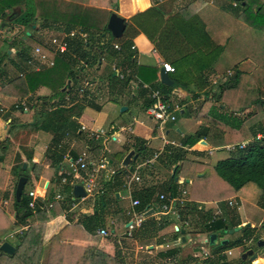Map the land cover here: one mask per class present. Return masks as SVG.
I'll list each match as a JSON object with an SVG mask.
<instances>
[{
  "label": "crops",
  "instance_id": "obj_1",
  "mask_svg": "<svg viewBox=\"0 0 264 264\" xmlns=\"http://www.w3.org/2000/svg\"><path fill=\"white\" fill-rule=\"evenodd\" d=\"M103 1L89 0L90 12L102 17L99 21L97 18L98 22L91 18V23H96L94 26L97 25L98 28L107 24L110 14L107 15L105 10H111L125 19L126 27L121 40L112 37L109 32L94 42L98 45L108 43L109 47L117 51L123 50V42H126L125 49L133 52L132 62L119 61L110 51L97 50L98 59L93 65L78 60L75 56L76 61L83 63L85 67L89 66L88 77L82 78L80 75L78 81L82 85L81 88L89 91L88 98L92 104L84 109L79 118H75L77 132L70 130L60 138L56 147L49 151L63 155L54 174V169L49 167V164L44 165L53 132L33 131L15 125L34 122L33 109L28 108L29 100L27 99L26 103L24 99L19 100L21 97L48 96L57 86L68 82L66 77L61 76V71L65 70L63 67H67L66 59L63 54H58L55 56V64L51 67H28L26 61L31 57L33 48L43 41H35L25 63H20L15 56L18 51L17 37H4L3 43L0 42V141L6 138L9 141L6 150L0 148V156L3 157L0 163L10 157L6 163L9 175L2 205H7V199L12 195L13 185L10 184L13 177H16L12 167L16 164L17 153L21 154L28 167L24 146L32 151L34 162L44 165V174L37 180L32 177L26 192L27 194L33 190L36 195L35 202L38 199L44 202L39 210L34 208L30 216L22 219L16 215L15 207L7 209L2 206L4 211H0V226L7 219L15 224V227L0 241V244L6 241L14 248L12 253L0 251V264H117L122 259L124 264H194L199 261L196 257L200 261L204 260L200 253L202 248L213 255L211 248L214 247L216 239H227L226 234L217 237L215 233H211L215 234V238L210 242L211 234H207L204 226L202 228L201 212L204 211L200 207L197 209L191 206L192 203L196 205L198 202L211 200L195 197L192 191L189 192L190 196L189 193L183 195L185 187L179 186V195L174 198L183 199L184 202L178 210L186 218L178 219L171 214L158 213L156 206L161 203L160 194L167 197L165 188L169 187V177L174 174H171L173 167L177 166L171 165L166 157L170 147H184L187 150L186 157L202 161L214 155V152L224 145L250 141L257 134H264L261 130L264 129V117L256 113L259 92L264 99V85L259 88L257 80L252 78L253 75H259L257 61L264 60V7L260 9L264 0H144L143 7L140 0H116L115 9ZM207 1L210 5L203 6ZM84 2L85 0H58L57 11L61 18H52L50 22L44 17H36L35 14L34 27L47 23L46 28L37 30L46 33L47 40L63 29L62 23L70 22L64 19L68 18L66 15L70 13L67 6H73L79 11ZM9 4L13 6V10L19 9L17 0H9L1 5L0 18L8 10ZM242 17L251 18L250 22H247L250 26L240 20ZM4 20L8 21L7 27L10 28V18L7 16ZM19 28L20 31L25 30L21 26H14L13 30L10 28L12 36L18 34ZM2 33L4 28L0 29V34ZM115 43L121 48H114ZM219 60L225 61L224 69L217 68L216 63ZM209 61L212 62L209 64ZM162 62H168L176 68V75L182 81L188 82V85L186 89L176 86L170 91L168 101L178 103L181 108L176 113V119L161 126L150 116L148 108L152 103L149 92L153 88L160 89L164 94L159 84ZM109 71H113L114 78L108 77ZM228 71L232 72L231 78L236 77L237 81L232 80L231 88L222 91L219 86L228 80H221L220 77L226 76ZM170 74L171 72H168L171 79ZM261 76L264 77V74ZM126 79L127 82L124 83ZM123 106L126 108L121 110ZM249 111L250 119L241 116ZM211 113L230 118V125L226 124L224 119L220 122L223 124L221 128L218 127L217 131L213 129V137L218 134L219 137L229 139L225 144L211 146L204 136L205 129L210 127L211 119H208V115ZM183 115L185 117L179 119ZM186 116H193L194 119H188ZM82 125L85 126L84 129ZM96 131H100V135L96 136ZM195 132L202 134L200 140L191 147L183 146L182 137ZM253 132L255 135H252ZM201 140L206 141L207 145ZM209 149H212L211 154ZM130 150H134L136 159L130 162L131 168L123 167L122 160ZM154 152H160V155L153 165H141L136 170V167ZM82 154L89 162H107L106 169L99 174L101 187L106 181L113 180L117 169L123 167L128 172L120 174L119 181L122 182L117 183L107 194V204L101 205L97 202L100 189L84 199L75 197L72 193L71 201L57 200L51 208H46V202L56 194L63 195V184L69 176L73 177L74 185L80 184L78 174L72 175L70 172L72 163ZM226 157L228 156L218 159ZM135 171L139 180L133 179L127 188L125 183ZM63 173L68 174L66 181L62 180ZM78 173L85 174L81 171ZM57 175L60 176L58 181ZM176 178L175 181H178L179 185L184 183L182 176ZM188 180L187 183H190L191 180ZM112 194L115 200L111 197ZM251 194L257 202L258 194L252 191L249 196H228V199L235 197L238 201L239 206H235V209L242 221L241 225L248 221L240 218V200L247 199ZM143 197H148L152 206L144 212L142 225L133 231L131 237L126 236V224L129 220L126 210L130 208L133 199L139 200ZM214 201L216 206L208 210L212 214L217 211L222 213L219 202ZM232 207L234 206L228 203L224 205L226 209ZM151 209L153 212L145 215ZM116 210L119 211L115 212ZM166 216L171 217L172 221L159 229V220ZM151 220L157 227L155 231ZM184 220L187 223H184ZM249 223L250 227H254ZM174 225H179L184 232L174 231ZM98 228H106L109 235H99ZM174 232L179 234L173 237ZM118 249L121 251L120 255L117 254ZM171 250H176L177 253L169 254L168 251ZM227 251H223L221 256L216 254L213 257L219 256L226 260L224 252ZM255 252L257 258L247 257L248 263L238 260L236 264H264V253ZM241 254L242 251L240 257Z\"/></svg>",
  "mask_w": 264,
  "mask_h": 264
},
{
  "label": "trees",
  "instance_id": "obj_2",
  "mask_svg": "<svg viewBox=\"0 0 264 264\" xmlns=\"http://www.w3.org/2000/svg\"><path fill=\"white\" fill-rule=\"evenodd\" d=\"M74 1V0H70ZM103 1V0H102ZM19 2V0H17ZM105 2V0L103 1ZM6 3V2H5ZM10 5V6H9ZM8 10L2 14L1 20H4L5 17H9L11 20L10 24H15L16 26H21L27 30L29 28V34L27 33L23 34V37H19L17 39V47L18 51L15 54L16 58L20 63H25V61L29 58L31 53V45L28 44L27 39L33 35L34 31L39 30L40 28H46L47 23L41 24V26H36L32 28V19L35 17V13L33 11H21L19 14L14 18L15 12L12 11V5L9 4ZM83 5V4H82ZM116 2L114 0V9L117 7L115 6ZM264 7V3L260 6V9ZM97 11V10H96ZM113 11L111 10H105V13L111 14ZM83 13V12H82ZM79 15V14H78ZM88 23H91V18L95 19L96 22L102 19L100 14L98 16H88L85 17ZM98 18V21H97ZM81 21V20H80ZM82 25L81 30L88 33V39L86 42H83L79 40V38L74 39L73 44L70 46V50L68 53L63 54L62 56L66 59V62L68 64V72H67V81L66 83H63L60 86H57L55 90L51 93V95L48 96H35V97H29L28 100V108L33 109V123H26V124H18L15 125L19 128H29L33 131L43 130V131H51L53 132V138L48 146V152L56 147L57 143L59 142L60 138L64 137L69 133L71 130L73 133H76V122L75 118H79L84 109L92 104V101H90V98L88 96L90 95L89 91L86 89H83L82 92H80V89L82 85L78 81V76L82 68L85 66L83 63L76 61L75 56L79 57L82 61L86 63H90V65H93L96 63L98 59V51L104 52V51H110V53L114 56H117V59L119 61H128V63L132 62L133 52L127 51L126 48V42H123L124 44L122 47L124 48L121 51H117L111 47H109L108 43H102V44H96L94 41L95 39H99L103 36V34L109 33V31L106 29V24H103L102 27H97V29H93L91 26L94 24H85L81 23ZM64 25L63 29L69 30L71 28L75 27L74 23L68 22L67 24L62 23ZM6 25H9L6 24ZM97 26V25H95ZM100 34V36H99ZM29 36V37H28ZM28 37V38H27ZM98 37V38H97ZM94 39V40H93ZM123 38H119L118 40H121ZM93 41V42H92ZM218 45V44H217ZM219 47V45H218ZM95 52V53H94ZM212 61H209V64ZM77 64L78 67L76 69H73V65ZM81 66V68H79ZM203 70V69H202ZM177 69L174 68V71L171 72L170 76L172 79V84L166 85L164 83L159 82L160 86L163 88V92L165 95V98L168 100V96L170 94V91L176 87L180 86L184 89L187 88L188 82L182 81V79L176 75ZM113 71L108 72L109 78H114L112 76ZM204 78V77H203ZM234 80L236 82V77L230 78L228 81L223 82L219 87L223 91L225 89L231 88V81ZM127 82V79L124 81V83ZM94 99V97L92 98ZM257 107H256V113L259 114L261 117H264V99L262 98L261 93L259 92L258 98H257ZM147 103L144 107L147 108ZM151 105V104H150ZM149 105V106H150ZM21 107H23L21 105ZM208 119H211L210 127L205 129V138L209 142L211 146H217L225 144V142H228L229 139L219 137L218 134H215L213 137V131L218 130V127L221 128L223 124H220V122L224 121L226 124H231L227 116L221 115V114H212L208 115ZM73 127V129H71ZM214 129V130H213ZM262 132H264V129H261ZM78 135V133H77ZM252 135H255V132H253ZM202 134L200 132H195L193 134H186L181 139V144L183 146L191 147L193 146L197 141L200 140ZM255 138V137H254ZM9 141L8 138L0 141V148L6 150L7 145ZM24 152H25V160L28 162V167L26 169H22V164L24 161L21 158V154L17 153L15 156L16 164L12 167L14 170L15 177V183L13 185V195H14V207L16 210V215L20 218H26L27 216H30L32 214V210H39L41 206L44 204L41 199H38L36 201L35 209H31L28 207V202L30 198L27 196L26 192L22 193L21 199L16 200L15 198V188L16 183L20 176L27 177V182L32 180V177L34 179H38L39 176L43 173L44 174V165L49 164V167L53 168V174L58 170V164L62 160V153H57L56 151H51L47 154L46 151V157L44 165H39L38 163L34 162L32 160V151L28 150L25 146ZM143 148V146H142ZM27 149V150H26ZM169 154L166 155L168 158V161L171 165L176 164L175 172L172 176L169 177V187L165 188L167 194V197H175L179 195V183L178 181H175V177H178L179 175H183V177H190L194 176L196 178L195 184H199L198 181L204 180L206 177L208 178V175L203 172L204 165L207 163H204L199 160L190 159L186 157L187 150L184 147H170L169 148ZM3 157L0 156V160H2ZM199 167V168H197ZM195 170L193 171V169ZM213 171L231 188V190H227L222 185V181L219 179H215L214 182L206 184V192L210 193V199L205 196L206 200H216L218 201L219 205L221 206L223 212L222 213H216L212 214L210 210L201 212L203 217L202 220V228L204 226L205 231L207 234L215 233L216 236H221L224 234H228L230 232L231 235L235 234L234 228L237 226H240L242 221L238 218L236 207L232 208H224V204L227 205L228 197H222V188H224V191L226 193L232 192L236 193L237 195L242 196H249L250 192L252 191L254 194H258V201L257 204L264 207V140L263 139H252L249 141L246 146L243 149L234 151L232 155L221 159L217 161L213 167ZM29 171V172H28ZM31 172V173H30ZM128 172L127 169L121 167L120 169H117L115 171V175L113 180L106 181L103 186L101 187L100 195L97 200L99 204H107V194L112 191V189L117 185V183L121 184L119 179H121L120 174ZM193 172V173H192ZM202 173L201 176H198V174ZM60 179V176L57 175V181ZM75 181H73V177L69 176L67 179V182L63 185L64 186V193L63 195L64 200L69 202L73 199L72 195V189ZM206 183V181H205ZM192 194L195 197H199V192L197 189L192 190ZM190 196V193H189ZM111 197L115 200V196L112 194ZM204 198V197H203ZM238 198V197H237ZM149 204V205H148ZM148 205V206H147ZM195 204L192 203V208H195ZM152 204H150V200L148 197H143L139 199V205L137 206L138 211L145 212L148 207H151ZM119 211V210H118ZM117 210L115 212H118ZM203 211V210H202ZM114 212V213H115ZM182 214V213H180ZM17 217V218H18ZM186 218L183 214L180 217ZM172 221L171 217L168 218V216L161 218L158 222V228L161 229ZM152 226L154 227L155 231L157 229L155 223L153 220H151ZM143 223V222H142ZM141 223V225H142ZM140 225V226H141ZM15 227V224L11 223L9 220H5V223L0 226V241L2 237L13 230ZM256 227H244L240 229V235L233 237L232 239H226V242L224 243L221 241L220 243H216L212 249V252L214 253L212 256L222 253L223 251H227L234 247H242V252L246 249L253 248L252 246H249V242L255 238L256 245L258 240L260 239L259 234H255ZM177 232L173 233V237L177 236ZM255 236V237H254ZM115 241V240H114ZM116 243V242H115ZM258 250H260L259 253H264V245L262 246H256ZM1 251V250H0ZM2 252V251H1ZM169 254H175L177 253L176 250L168 251ZM121 251L119 249L117 250V254L120 255ZM209 256L207 258H204L202 261H196L194 264H231L229 261H226L223 257L215 256L212 257ZM212 257V258H210ZM219 257V258H218ZM239 261L241 263H248V259H241L239 258ZM117 264H124V260L118 261Z\"/></svg>",
  "mask_w": 264,
  "mask_h": 264
},
{
  "label": "built area",
  "instance_id": "obj_3",
  "mask_svg": "<svg viewBox=\"0 0 264 264\" xmlns=\"http://www.w3.org/2000/svg\"><path fill=\"white\" fill-rule=\"evenodd\" d=\"M81 39L83 42H86L88 39V33L82 31L81 29L72 28L69 30L60 29L58 30L54 35H52L49 39L40 42L38 45H36L32 50L31 57L26 61V65L28 67L32 68H42V67H51L55 64V56L58 54H64L68 53L70 50V46L73 44L74 39ZM114 48L120 49V45L115 43ZM162 68H164L165 72H173L174 67L168 63V62H162L161 63ZM21 75V73H20ZM232 76V72L228 71L226 76L220 77L221 80H229ZM218 80V79H217ZM216 80V81H217ZM83 91V88L80 89V92ZM149 98L151 99L152 103L148 108V113L152 118H154L158 123L162 126L165 123L169 121H173L176 119V113L179 111L181 106L178 103H171L166 98L165 95L161 92L158 88H153L149 92ZM85 126L82 125V129H84ZM100 135V131H96V136ZM254 139H263L264 140V134H257ZM251 141V140H250ZM249 141L246 142H239V143H232L227 144L221 147V149H225L228 152L237 151L240 149H243L246 144ZM209 154H211L212 149H209ZM160 152H154L151 157H147L142 164L138 165L136 167V170L141 166H152L154 161L159 157ZM72 169L71 174H78V177L80 178V184L83 185L85 189L86 195L81 197L84 199L87 195H91L94 192H97L101 189V185L99 183V174L102 170L106 169L107 162L105 160H99L98 162H89L86 159V156L84 154L78 156L74 162L72 163ZM79 171L84 172V175H80L78 173ZM67 173H63L62 180L66 181L67 179ZM139 180V177L137 175V171L133 172V174L129 177V179L126 181L125 186L127 188L130 187V182L132 180ZM79 184V183H78ZM187 190H183L182 194H187ZM27 196L30 198L28 202V206L31 209H34L36 206L35 202V192L33 190L28 191ZM161 203L157 205V211L158 213L162 214H171L175 216L176 218L180 219L181 214L178 210L180 206H182V203L184 202L183 199L180 198H174V197H166L165 194L159 195ZM64 197L62 194L58 193L56 194L53 199L46 202L45 207L51 208L55 201L61 200L63 201ZM73 203V202H72ZM71 203V204H72ZM230 206H239L238 201L234 199H229L227 202ZM139 205L138 199H133L130 205V208L126 210V215L128 216L129 220L126 224V231L125 235L131 237L133 235V231L139 227L144 220V212L138 211L136 207ZM216 213H220L217 211ZM184 223H187L186 220H184ZM180 226L174 225V231H179ZM97 233L101 236H108L109 233L106 230V228H98ZM201 256L203 258H207L209 256H212L208 251H206L204 248L201 249ZM231 251H227V254L229 255ZM220 256L223 255L222 253H218ZM213 257V256H212Z\"/></svg>",
  "mask_w": 264,
  "mask_h": 264
},
{
  "label": "rangeland",
  "instance_id": "obj_4",
  "mask_svg": "<svg viewBox=\"0 0 264 264\" xmlns=\"http://www.w3.org/2000/svg\"><path fill=\"white\" fill-rule=\"evenodd\" d=\"M7 1H9V0H0V7L3 3L7 2ZM57 1L58 0H19V2H17L19 9L15 8L14 10L13 9H11V10L14 12L16 11L15 14H19L20 9L23 12L24 11H33L36 14V17H44L47 20H49L50 22H52V18H61L60 17L61 15H59V13L57 11V8H58V6L56 4ZM79 1H81V0H79ZM140 1H141V5L143 7V5L145 4V1L144 0H140ZM115 2H116V0H115ZM105 4L114 6V0H105ZM89 5H91L89 0H85L84 4L82 6V9L79 11L76 8H74L73 6H67V10H69L70 13L66 15L68 18H64V19L66 21H70V23H74L76 29L82 28V25L79 22L89 24V26H90V24H93V23H88L87 22L88 19H86L85 17L93 16L95 13L90 12L91 8ZM209 5H210V3H208V1L203 4V6H209ZM12 8H13V6H12ZM54 10H55V12H54ZM78 14H80L81 16H79ZM54 16H56V17H54ZM78 19L81 21H78ZM240 20L244 24H246L247 26H250L249 23H247V22H250L251 18L242 17ZM3 24H8V21L7 20H1L0 21V27L4 28V33L0 34V42L1 43H3L4 37H6L8 39L17 37V39H18L19 37H23L24 33L29 32L28 31L29 28H27L26 31L25 30L20 31L21 28H19V30L17 32L18 34H15L12 36V34L10 33V28H11V30H13L14 26H16V25L10 24V28H8L7 27L8 25H3ZM91 27L95 30L97 29V26L93 25ZM210 27H212V26L210 25ZM248 28H251V27H248ZM108 34L109 33H107L106 35H108ZM45 36H46V33H43V31H42V33H40L39 31H34L33 35L31 37H29V36H28L29 38L27 37L28 38L27 41L31 45V47H33L32 45H35L36 40H37L36 42L44 41ZM99 36H100V34H99ZM100 39H101V37L98 40H100ZM79 59L80 58L78 57V60ZM257 62L259 64V68H258L259 75H256V76L253 75L252 78H254V81L257 80L258 87L261 88L264 85V77L261 76L262 73L264 74V60H258ZM66 66H67L66 68H65V66L63 67V69H65V70L61 71V76L63 75L64 77L67 78L68 64ZM216 66L218 69H224L226 67V63L223 60L222 61L219 60V61H217ZM72 67H73V69H76L78 67V65L74 64ZM88 67L89 66L82 68L80 73H79V76L81 75L82 78L88 77V70H89ZM79 68H81V66ZM54 82L56 83L57 80ZM24 97L25 96L21 97L19 100L24 99L25 102L27 103V99L29 97L28 96H27L28 98L27 97L24 98ZM241 110L244 111L243 107H241ZM249 113H250V111L247 113L244 112L241 116H243L244 118L248 117V119H250ZM185 115L180 116L179 119H182V117H185ZM186 117H188V119H194L193 116H186ZM89 122L90 121H87V123H89ZM97 125L100 126V123L97 122ZM219 149L220 150H217L214 152V155L203 159L205 163H208V164L204 165V167H203L204 168L203 172L205 173V175L206 174L208 175V178L206 177L204 180L198 181V183H199L198 185L197 184L194 185V182L196 181V178L194 176H190V177L186 178V177H183V175H181L183 177L182 179L184 180V183L182 182L179 185L180 188L185 187V189L187 190L188 193L190 191H192L193 189H197L201 198L207 196L210 199L211 195H210V193L206 192V184L207 183H205V181L208 183H212L215 181V179H219L220 181H222V185L224 186L225 189L231 190V188L212 169L213 164H215L219 160L218 159L219 157L232 155V153L230 154L229 152L225 151V149H221V148H219ZM9 159H10V157L8 158V160L0 163V211H4L2 209V206L4 208H7V209H12L14 207L13 186H11V188H12L11 194L12 195L7 199L8 204L2 205V201H3V198L5 196L4 190L6 189V185H7V177L9 175V170L7 169L8 166L6 165V163L9 162ZM197 168H199V167H197ZM194 170H195V168L193 169V171ZM186 179H190L191 182L187 183ZM14 183H15V177H13V182H11L10 185H14ZM30 185H31V181H28V183H26V185L24 187V193L27 192ZM224 188H222V191H221L222 197L225 198V197L231 196L232 192L226 193V191H224ZM233 194L236 196V193H233ZM233 198H235V197H233ZM229 199H231V198H229ZM229 199H227V200H229ZM215 206H216L215 201L211 200V201H201L200 203L198 202V203H196L195 208L198 209L200 207V208H202L203 211H205V210H208L209 208H213ZM239 213H240L241 220H246L248 222H251L253 224V226L256 227L255 228L256 231H255L254 235L259 234V235H262L260 237L264 238V208H262L261 205H257V202L253 198V194H251L250 197H248L247 199L242 198L240 200V211H239ZM189 226H191V224ZM240 234H241L240 231H235L234 235L226 234L225 236L228 239H232L234 236H238ZM221 240H222V238L218 237V239H216V242L220 243ZM256 241L257 240L255 238H253L249 242V246H252L254 251L260 252V250H258V248L256 247L257 246ZM216 242H215V244H216ZM240 251H242V247L231 248L232 255H228L227 252H224L226 260L231 261L232 264H236L240 258ZM196 258H197V260L200 261V259L198 257H196Z\"/></svg>",
  "mask_w": 264,
  "mask_h": 264
},
{
  "label": "water",
  "instance_id": "obj_5",
  "mask_svg": "<svg viewBox=\"0 0 264 264\" xmlns=\"http://www.w3.org/2000/svg\"><path fill=\"white\" fill-rule=\"evenodd\" d=\"M18 14H15L13 17H16ZM34 24H35V19L32 20V28L34 27ZM125 27H126V22H125V19L123 17H121L120 15H118L117 13L115 12H112L109 16V19H108V22L106 24V29L110 32V34L112 35V37L114 38H120L125 30ZM29 34V32H27V35ZM114 75H115V72H114ZM160 80L162 83L166 84V85H170L172 84V80L170 79L169 75L167 72H165L163 70V68H161L160 70ZM124 108H126L125 106L121 107V110H124ZM201 142L205 145H207L206 141L204 140H201ZM136 154L134 153V150H130L123 158L122 160V166L123 167H128V168H131L130 166V162L135 160L136 159ZM26 168V163H23L22 164V169H25ZM175 168L176 166H174L173 168V172L172 174L174 173L175 171ZM175 180H177V178L175 177ZM189 180L186 179V182H188ZM27 182V177L25 176H20L18 181H17V184H16V188H15V197H16V200H20L21 199V195H22V192H23V189H24V186ZM72 193L75 197H83L85 196V189L82 185L80 184H76L74 185L73 187V190H72ZM153 212V209L149 210L148 212H146L145 215H149L150 213ZM251 224L249 222H246L240 226H237L234 228V231H239L240 229L244 228V227H250ZM180 232L183 233V229L181 228L180 229ZM108 238V237H107ZM215 238V234H211L209 239H210V242H212ZM184 240V238L182 239ZM224 243L226 242L223 241ZM264 245V238H260L257 242V246H262ZM13 247L10 243L6 242V241H3L1 244H0V250L2 252H5V253H12L13 251ZM247 257H250V259H255L257 258V253L254 251L253 248H249V249H246L245 251L242 252L241 254V258L242 259H246Z\"/></svg>",
  "mask_w": 264,
  "mask_h": 264
},
{
  "label": "bare ground",
  "instance_id": "obj_6",
  "mask_svg": "<svg viewBox=\"0 0 264 264\" xmlns=\"http://www.w3.org/2000/svg\"><path fill=\"white\" fill-rule=\"evenodd\" d=\"M16 12V11H15Z\"/></svg>",
  "mask_w": 264,
  "mask_h": 264
}]
</instances>
